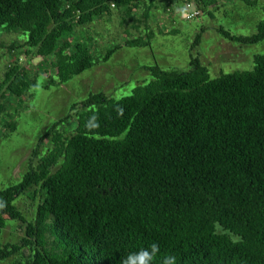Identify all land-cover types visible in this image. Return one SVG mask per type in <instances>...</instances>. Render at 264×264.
I'll return each instance as SVG.
<instances>
[{
	"label": "trees",
	"instance_id": "16d2710c",
	"mask_svg": "<svg viewBox=\"0 0 264 264\" xmlns=\"http://www.w3.org/2000/svg\"><path fill=\"white\" fill-rule=\"evenodd\" d=\"M113 7L130 11L138 29L154 0H0V28L23 32L25 45L52 57L67 82L94 60L86 41L71 40L76 26ZM218 31L242 45L264 41V21L251 35ZM125 45L149 46L151 33ZM190 64L146 67L150 80L129 95L90 94L70 135L55 122L40 136L47 152L39 143L21 181L0 188V259L28 247L29 264H121L157 243L153 264L168 255L176 264H264V53L252 70L216 78L198 56ZM32 86L19 66H8L0 102ZM26 193L39 198L31 221L15 204ZM10 220L24 223L25 235L3 244Z\"/></svg>",
	"mask_w": 264,
	"mask_h": 264
},
{
	"label": "rangeland",
	"instance_id": "374dc122",
	"mask_svg": "<svg viewBox=\"0 0 264 264\" xmlns=\"http://www.w3.org/2000/svg\"><path fill=\"white\" fill-rule=\"evenodd\" d=\"M217 2L202 6L201 14L193 20L184 18V3L181 2L182 8L167 12L174 19L160 22L157 30L151 26L148 31L142 25L138 29L132 27L131 12L120 11L117 7H113L110 14L76 26L71 40L86 41L94 60L87 70L67 82L60 81L52 57L38 56L35 49L25 45L23 32L0 28V83L5 79L8 66L13 65L19 66L29 81H36V86H32L23 98L6 93L0 102V107L4 108L0 114V188L21 181L31 160L36 162L32 154L40 143V136L53 123L59 122L58 128L70 135L75 127L76 112L85 109L82 103L90 94L104 92L117 99L129 95L134 87L150 80L151 74L146 67L158 64L163 69L188 70L192 55L199 57L211 78L222 73L252 70L254 56L264 53V41L242 45L225 39L218 28L236 35L255 33L257 24L264 21V0H253L251 4L244 0ZM161 9L157 14L166 11L159 12ZM146 33H151V45H125L127 38ZM198 33H202L201 42L191 48ZM15 44L20 47H13ZM40 144V152L46 153L49 143ZM38 200L26 193L18 197L15 204L31 221ZM25 226L21 221L10 220L1 242H20ZM30 261L31 250L26 247L0 259V264H29Z\"/></svg>",
	"mask_w": 264,
	"mask_h": 264
},
{
	"label": "clouds",
	"instance_id": "9594fccd",
	"mask_svg": "<svg viewBox=\"0 0 264 264\" xmlns=\"http://www.w3.org/2000/svg\"><path fill=\"white\" fill-rule=\"evenodd\" d=\"M160 253L157 243H152L147 248H140L137 251L130 252L121 262V264H153ZM162 264H176L175 255H168L162 258Z\"/></svg>",
	"mask_w": 264,
	"mask_h": 264
},
{
	"label": "crops",
	"instance_id": "0c3cea01",
	"mask_svg": "<svg viewBox=\"0 0 264 264\" xmlns=\"http://www.w3.org/2000/svg\"><path fill=\"white\" fill-rule=\"evenodd\" d=\"M166 1V3L164 4V6L163 7H160L161 6V3L162 2H165ZM183 0H154V7H152L151 8V10H150V17H149V22H148V25H146V24H143L142 26L145 28V31L147 30H149V27L151 26V27H153L154 28V30H157V28H158V24L161 22H165V21H167V19L169 18V19H174V16H169V15H167L168 13V11H167V8L168 7H172V8H175V11L178 9V8H182V4H181V2H182ZM183 3V2H182ZM153 5V4H152ZM151 4H149L148 6L149 7H151L152 6ZM165 5H166V7H165ZM160 8H162V9H165L166 11L164 12V13H162V12H160V11H162V9L161 10H159V14H157V12L156 11H158V9H160ZM173 10V9H172ZM138 12H139V9H138ZM157 22V23H156ZM133 24H135V25H139V23H133L132 22V26H134Z\"/></svg>",
	"mask_w": 264,
	"mask_h": 264
},
{
	"label": "built area",
	"instance_id": "2783aa9c",
	"mask_svg": "<svg viewBox=\"0 0 264 264\" xmlns=\"http://www.w3.org/2000/svg\"><path fill=\"white\" fill-rule=\"evenodd\" d=\"M183 3H184L183 16L186 20H193L200 15L201 10L198 7V0H186ZM77 13L79 17L80 13L79 12Z\"/></svg>",
	"mask_w": 264,
	"mask_h": 264
}]
</instances>
